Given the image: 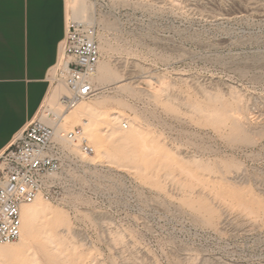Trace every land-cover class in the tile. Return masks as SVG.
Masks as SVG:
<instances>
[{
    "label": "rangeland",
    "instance_id": "374dc122",
    "mask_svg": "<svg viewBox=\"0 0 264 264\" xmlns=\"http://www.w3.org/2000/svg\"><path fill=\"white\" fill-rule=\"evenodd\" d=\"M70 4L102 56L89 124L75 108L66 130L95 153L67 148L0 264H264V0Z\"/></svg>",
    "mask_w": 264,
    "mask_h": 264
},
{
    "label": "built area",
    "instance_id": "2783aa9c",
    "mask_svg": "<svg viewBox=\"0 0 264 264\" xmlns=\"http://www.w3.org/2000/svg\"><path fill=\"white\" fill-rule=\"evenodd\" d=\"M61 51L64 61L60 63L59 56L52 81L66 86L68 95L61 99V104L63 110H70L98 91L95 77L102 51L96 26L71 20L60 46V55ZM62 112L50 107L39 111L0 155V244L20 238L25 205L38 198L57 199L61 175L73 161L67 149L69 146H76L85 154L95 153L81 126L66 132L68 145L57 139Z\"/></svg>",
    "mask_w": 264,
    "mask_h": 264
},
{
    "label": "crops",
    "instance_id": "0c3cea01",
    "mask_svg": "<svg viewBox=\"0 0 264 264\" xmlns=\"http://www.w3.org/2000/svg\"><path fill=\"white\" fill-rule=\"evenodd\" d=\"M70 18V0H0V155L54 85Z\"/></svg>",
    "mask_w": 264,
    "mask_h": 264
},
{
    "label": "bare ground",
    "instance_id": "6f19581e",
    "mask_svg": "<svg viewBox=\"0 0 264 264\" xmlns=\"http://www.w3.org/2000/svg\"><path fill=\"white\" fill-rule=\"evenodd\" d=\"M72 14H71V18H72ZM76 18H78L77 16H75ZM76 21H82V20H77ZM64 61V53L63 51H61V55H60V63H62ZM59 63V64H60ZM100 66V64H99ZM100 68V67H98ZM55 70V69H54ZM95 80H96V77H95ZM57 84V83H56ZM62 84V85H61ZM97 84V83H96ZM98 89V88H97ZM66 95H68V90L66 88V86L60 82L59 84L57 85H52L42 107H46V106H50L51 103H55V102H60L61 104V99L63 97H65ZM85 101V100H82L81 102H79L74 108L70 109V110H62V117H63V120L61 122V124L59 125L58 127V130H57V139L62 142L64 145H67L66 143V139H65V134L67 132L66 130V127L68 125H73V123H71L70 121V118H72L73 116L69 113L71 112L73 109H77V112H78V115L76 117V120H77V123H83L84 125H88L89 122L83 118L84 115H88L92 108L91 106H87V105H82V102ZM41 107V108H42ZM69 113V114H68ZM114 117V116H113ZM67 118V120L65 122L64 119ZM117 118V116H116ZM76 124V123H75ZM62 125V127H61ZM127 125V124H126ZM128 126V125H127ZM90 134L94 137V138H98L97 137V133L95 132V129L90 127ZM97 131V130H96ZM86 133V132H85ZM87 135V134H86ZM88 137V136H87ZM74 149H77V147H73ZM78 150V149H77ZM79 151V150H78ZM80 152V151H79ZM81 153V152H80ZM84 155H90V154H85V153H82ZM40 200H44L43 198H38L35 202L31 203V204H27L24 206V209H23V215L25 216V226L27 228V230H33L34 227H35V223H36V218L41 210V207H40ZM23 232V230H22ZM22 233H21V238H22ZM20 239V238H19ZM18 239V240H19ZM13 243V242H11ZM6 244H9V243H6ZM1 245V244H0Z\"/></svg>",
    "mask_w": 264,
    "mask_h": 264
}]
</instances>
